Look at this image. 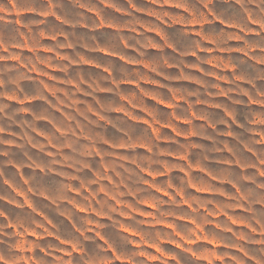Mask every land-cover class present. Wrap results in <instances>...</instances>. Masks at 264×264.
Instances as JSON below:
<instances>
[{
	"label": "clouds",
	"instance_id": "clouds-1",
	"mask_svg": "<svg viewBox=\"0 0 264 264\" xmlns=\"http://www.w3.org/2000/svg\"><path fill=\"white\" fill-rule=\"evenodd\" d=\"M16 8L32 15L19 18L22 27L15 21L0 24V264H149L144 255L154 253L143 247L145 242L160 247L175 242L168 256L157 257L158 264H201L197 237L203 232L224 245L223 264H264V0H16ZM100 18L119 30L98 31ZM101 45L138 65L150 61L151 71L129 68L111 55H93ZM29 47L31 55H26ZM45 47L50 54L41 51ZM153 47L158 50L149 52ZM90 60L110 73L83 67ZM169 65L178 71L170 72ZM49 67L62 74L56 82L45 78ZM195 67L202 74L189 72ZM226 68L231 71H223ZM34 69L42 76H30ZM157 72L167 77L165 89L181 78L180 72L197 75L201 87L184 92L182 103L165 89H154L173 105L171 112L149 104L138 89L118 87L129 79L141 83L142 77ZM73 81L76 86L70 87ZM101 87L112 95L100 97L98 103ZM121 91L135 95L126 102L119 98ZM81 94L90 98L91 108L76 103ZM222 95L223 114L208 107ZM8 99L21 101V107L13 108ZM29 100L41 103L25 108ZM144 106L153 113L144 117L151 127L134 122L143 116L137 107ZM161 125L175 127L178 135ZM228 134L231 139L225 138ZM180 135L186 139L181 141ZM139 146L146 150L139 151ZM226 147L231 151L228 160L238 161L242 170H227L229 183L240 193L222 207L228 211L236 204L244 206L248 215L242 228H234L229 219H213L216 208L211 205L202 211L192 201L194 210L185 209L179 198L165 200L145 187L146 171L158 175L165 164L172 168L169 153L183 154L187 162L181 166L187 174L166 173L167 180L159 183L173 197L184 192L191 200L190 179L211 184L207 177L192 176L193 167L215 171L219 166L213 162L224 159ZM108 176L115 184L101 187ZM128 196L136 208L145 198L153 199L155 215L169 220L174 230L131 213L123 219L120 214L128 209L117 208L113 200ZM74 201L87 213L81 215ZM101 216L110 217L111 223H102ZM176 216H187L198 227L182 224ZM121 223L128 228L121 231ZM129 228L139 239L126 234ZM49 235L55 239H42ZM134 241L141 246H132ZM73 249L80 254L67 260L56 255Z\"/></svg>",
	"mask_w": 264,
	"mask_h": 264
},
{
	"label": "rangeland",
	"instance_id": "rangeland-1",
	"mask_svg": "<svg viewBox=\"0 0 264 264\" xmlns=\"http://www.w3.org/2000/svg\"><path fill=\"white\" fill-rule=\"evenodd\" d=\"M11 7V11L7 10V7ZM220 7H224L223 4L219 5ZM112 11L116 12L117 16L122 15V13L118 9H112ZM92 15H96L94 12L91 13ZM32 13L30 11L26 10H19L16 8V0H0V17H3V19H0V24H7L9 26L12 25V21L16 22V27H22L23 22L19 19L21 16L29 17ZM212 15L215 17V14L212 13ZM101 19V23L99 26L98 31H105V32H115L118 31V26L113 22L104 23L103 18ZM217 19V23H223L222 20L219 18ZM227 27V25H224ZM145 29L147 30V25H144ZM150 31V30H149ZM152 35H155L157 39H162V34L159 32H151ZM158 49L156 47L150 48L149 52H156ZM26 55H31V48H26L25 50ZM42 52H44L45 55L50 54L47 47L41 49ZM70 52L71 50H66ZM132 51V50H130ZM237 49H233V54L237 53ZM93 55H99V56H112L114 60H118L122 64H128L129 68H137L142 67L145 72H150V61H143L141 64H137L134 60H129L128 57H122V56H115L109 53L108 49L106 47H103L102 45L99 46L96 50L93 51ZM194 59V57H193ZM9 64H16L18 63L17 60H9L7 61ZM75 67V65H74ZM83 67L87 69H92L95 71H104L107 73H110V69H105L102 65L97 63L95 60H90L87 63L83 65ZM210 67H214V65H211ZM21 69L26 71V66L21 64ZM169 71L172 73H176L178 70L169 65ZM223 71H231V69H224ZM190 73H199L202 74L203 70L199 67L190 68ZM32 77H40L42 76V73L39 70L34 69L31 73H29ZM62 75L59 73V71L54 67H49V75L45 77L47 80L56 82L57 76ZM152 77H156V79H153ZM180 79H173L170 86H168L165 89V83L167 82V77H165L161 73H152V76H145L141 78V83H138L136 80H125L118 85L121 89H138L145 97L146 101L149 104H156L159 105L160 108L165 109L166 111L171 112L173 109V105L170 104L168 101L161 98V96L154 91V89L160 88L165 89L166 92L171 95L173 98H175L178 102L182 103L180 97L183 95L184 92H191L192 90L196 88L201 87V82L199 81V78L197 75H189L188 73L180 72ZM213 79H216L217 77L215 74H212ZM60 84H63V80L58 81ZM226 83L225 81L222 82ZM25 84L30 87V82H25ZM70 87H75V81L72 82ZM51 95V92H50ZM112 93L105 89L104 87H101L100 91L97 93V102L99 103L100 97H110ZM129 95L134 96L135 93H125L124 91H121L120 93V99L126 102L129 101ZM90 99V98H88ZM88 99L83 98V94H81V98L76 101V103H84L89 108L92 107V105L88 102ZM216 103L215 105H208L209 108H212L214 112L216 113H224V109L221 107L222 101L226 100L225 96H219L215 98ZM7 102L10 106L13 108L21 107L22 102L19 100H12L8 99ZM41 103L40 101L36 100H29L27 103H25L23 106L27 108L30 105H36ZM137 111L143 113L142 117L139 118H133L134 122L137 124L145 125L151 127V122L149 119H145L144 117H151L153 115L152 111L147 106L144 107H137ZM117 113H120V109H116ZM95 114V113H94ZM124 114V113H121ZM193 116H195V112H193ZM131 118V117H130ZM198 123L202 121H197ZM181 124H186L184 121H180ZM165 128L167 132H171L173 135H178L177 130L173 126L169 125H161ZM224 126H221L223 128ZM16 129H14L15 131ZM158 130L153 128V132L156 133ZM180 140L183 141L186 139V137L180 135ZM226 139H231V135L228 134ZM41 139H43V136H41ZM194 140H197L198 138L193 137ZM163 144H166L167 141H163ZM205 143H210L209 141H205ZM3 147H12L13 151L17 154V156L22 155L20 150L14 146L11 145H4ZM195 147V145H194ZM139 151H145L146 149L143 146H139ZM33 151H36V149H33ZM120 151H127L125 148H121ZM231 155V151L229 148L226 147L225 153H224V159H218L214 161L213 163L215 165H218L215 169V171L210 170L208 168H199V167H193L192 176H202L207 177L208 180L211 181V184L204 183V182H194L190 179L189 181V193L193 194L191 197V200L186 196L184 192H177V196L173 197L171 192L167 191L162 185L159 183V181L167 180V174L169 175H186V170L181 166L182 163L187 162V157H185L183 154L177 155L175 152L169 153L167 156V159L169 161L174 162L172 165V168H169L167 164L164 165V171L160 172L158 175L155 173L149 174V172H145V176L147 177V180L145 182V187L150 190L151 193H154L158 197H163L165 200H174L176 198H179L183 202V207L185 209H193V203L192 201H195L197 205L201 207V210H208L209 205L216 208V212L212 213L213 219H229L233 225L234 228H242L246 224L245 217L248 215L247 210L244 208L243 205L236 204L233 207H230L228 211H225V208L222 207V205L227 204L230 201H233L235 199V194L240 193V189L234 185L229 183V176L227 174L228 169H241L242 165L237 161V163L233 164L230 160H228V156ZM249 155H253V153H249ZM97 159H100V157H97ZM180 162V163H175ZM17 171L21 172V175H23V170L16 169ZM108 169L105 168V172H107ZM249 171H255V169H249ZM151 181H157V183H152ZM168 183H171V181H168ZM103 184H115V181L111 176H108L106 180L103 181L101 187H103ZM86 191L89 194H92V189H86ZM74 194H79L78 192ZM109 198L112 199L111 194H109ZM132 196H128L125 198H122L121 200H113L117 208H124L126 207L128 209V212L121 213L123 219H129V213L134 214L138 219H142L145 222L148 221H157L156 227L166 229V230H174L175 225L171 224L169 220H160L156 215V203L153 199L145 198L140 208H136L132 203ZM201 198H203L204 201L202 202ZM73 206L77 209L78 212H80L81 215H84L87 213V209H82L80 204L78 202H73ZM259 207V206H257ZM235 213V214H233ZM95 209L93 210V215H95ZM98 219L104 223V224H110L111 218L107 216H101L98 217ZM176 219L182 223V224H191L195 225V222L190 219L187 216H176ZM146 226H152L146 224ZM198 227V226H196ZM126 228H128V225L121 223L120 230L123 231ZM203 232V230H201ZM128 235H133L136 239H139V235L135 233L130 228L128 229L127 233ZM230 235V233H229ZM97 237L99 238V234H97ZM32 239L33 237H29ZM42 239H48V240H54L55 237L53 235H49L48 237H43ZM198 243L202 246L201 252L196 257L198 260H200L201 264H223L224 257L221 255L222 252L225 251V247L223 244L219 243L215 238H208L207 232H203V236L197 237ZM60 243L59 241H57ZM134 247H140L141 245L136 244L135 241L133 242ZM143 247L148 248V251L150 253H154V255L149 256L147 253H145L144 258L148 259L149 264H158L157 257L160 255L168 256L169 253L167 250L176 248L175 242H164V247L160 246H153L149 245L147 242L143 244ZM215 249V251H212ZM80 253L78 250L73 249L71 253L67 252H59L56 253V255H63L64 258L67 260L69 255L78 256ZM53 257H49V259H52ZM120 264V262H118Z\"/></svg>",
	"mask_w": 264,
	"mask_h": 264
}]
</instances>
